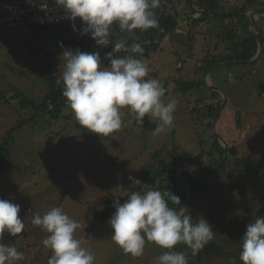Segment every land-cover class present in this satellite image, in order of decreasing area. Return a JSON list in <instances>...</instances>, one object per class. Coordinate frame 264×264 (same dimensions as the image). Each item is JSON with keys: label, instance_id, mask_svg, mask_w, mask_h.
<instances>
[{"label": "rangeland", "instance_id": "1", "mask_svg": "<svg viewBox=\"0 0 264 264\" xmlns=\"http://www.w3.org/2000/svg\"><path fill=\"white\" fill-rule=\"evenodd\" d=\"M161 1L163 10L177 23L170 32L162 28L161 35H155L153 29L121 33L112 26L109 37L116 35L117 39L102 46L77 28L64 33L60 25L0 27V199L20 205L18 215L25 225L18 236L5 232L3 243L23 252L24 259L17 264H47L51 251L41 242L48 233L33 226L32 219L57 206L81 225L75 237L94 255L95 264H155V258L165 251L155 244L147 243L142 256L132 257L112 241L108 221L115 208L103 218L107 203L120 198L123 203L129 191H139L129 176L163 193L157 169H162L163 163L171 166L179 162L177 158L185 160L179 165L209 173L206 166L224 163L219 146H227L225 166L218 169L221 164L205 177L208 190L193 192L191 210L194 219L203 217L213 226L215 237L208 244L217 243L222 252L205 256L198 264H242L239 254L246 226L264 217V58L253 65L224 61L242 60L238 56L242 58L240 51L250 38L234 41L233 49L226 33L234 28L243 34L238 18L229 14L244 7L253 9L256 4L243 7L246 0H214L220 10L210 11V7L209 13L202 14L195 9L208 7V0ZM225 12L229 16L217 14ZM199 13L201 20L195 21ZM261 23L264 26V18ZM152 35L157 49L137 59L149 68L146 78L158 79L165 88L164 102H177L170 131L154 135L158 121L146 115L149 127L137 125L135 115L122 109V128L103 137L78 125L62 94L57 106L50 101V85L56 76V86L63 90L60 73L65 67L64 50L105 52L100 57L108 66L106 52L116 43L131 42V47L151 42ZM85 39L91 49L82 45ZM211 61L223 63L210 74L212 81L208 75L206 79L223 88L229 99L216 131L213 122L217 112L211 115L209 108L214 94L204 84ZM190 83L194 85L190 90L181 88ZM221 95H214L220 106ZM46 102L48 109L41 110ZM186 171L190 172L180 171L184 179ZM185 247L184 253L192 254Z\"/></svg>", "mask_w": 264, "mask_h": 264}, {"label": "clouds", "instance_id": "2", "mask_svg": "<svg viewBox=\"0 0 264 264\" xmlns=\"http://www.w3.org/2000/svg\"><path fill=\"white\" fill-rule=\"evenodd\" d=\"M63 10L65 18L81 21V35H90L98 46L108 45L113 25L129 33L159 27L154 9L161 0H54ZM107 54L110 60L104 66L99 53L64 50V70L60 73L62 95L75 115L78 125L91 133L108 137L123 126L122 109L135 115L138 124L146 115L158 121L154 135L171 130L177 102L162 99L165 88L155 78H146L149 68L134 56L112 58L121 50L141 53L140 43H133L129 50L124 43L112 46ZM132 186L139 191H129L120 203L114 201L115 212L108 223L112 228L111 239L125 254L140 257L147 243L151 242L165 251L155 258V264H188V256L176 251L184 244L195 255L215 237L213 226L203 217L194 219L183 209L169 206L168 200L179 203L180 198L170 191L161 192L129 176ZM168 198L167 200L165 198ZM20 205L0 199V264H17L24 259L23 252L3 243L7 232L15 237L25 228L19 217ZM33 226L48 235L42 245L51 251L47 264H95L94 255L75 237L81 225L62 207H53L43 215H35ZM239 259L242 264H264V217H257L246 226L241 237Z\"/></svg>", "mask_w": 264, "mask_h": 264}, {"label": "trees", "instance_id": "3", "mask_svg": "<svg viewBox=\"0 0 264 264\" xmlns=\"http://www.w3.org/2000/svg\"><path fill=\"white\" fill-rule=\"evenodd\" d=\"M5 1H17V0H5ZM22 1H26V0H22ZM48 1L50 4H55L54 0H46ZM213 7H215L217 5V3L214 1L212 2L211 4ZM156 10V17L158 19V23L160 25V27H157V28H153V33L156 34H159L161 35L162 34V31L163 29H165V31L170 32L174 26H176V20H175V17H173L172 15H169L166 11L163 10V3L161 1V4H160V7H158ZM218 15H222V14H219L217 13ZM205 16V15H204ZM201 19H197L195 21H200ZM69 21V20H68ZM75 23V28H77L78 30H80L82 28V24H81V21L79 20V18H77V20L74 22ZM60 26H62L63 28V31L64 33L67 32V31H73V23L72 24H67V21L64 22V23H61V24H58ZM53 26V25H52ZM55 26V25H54ZM2 27V26H0ZM42 27H49V26H42ZM113 27L115 28V30H118L120 31L121 33H124L125 31H121L118 27V25H113ZM163 28V29H162ZM231 39L234 37V32L233 30L231 31H228L226 33ZM65 36V34H64ZM116 35H111V37H109V41L110 42H114L116 41ZM154 35H152L153 37ZM82 41V45L88 47L89 49H91L92 45L90 43L87 42V40H81ZM155 41V38H151V42L149 43H140L142 48H143V52L142 54L141 53H131L130 51H124V50H121L119 52H116V53H113V55L115 57H118V58H123L125 56H129V54L131 53L132 56H134L135 58L139 57V56H147L149 55V53L152 51V50H155L157 49V44L156 43H153ZM130 44L131 42H128L126 43V47L129 48V50L131 49L130 47ZM247 49L248 50L245 54V58H250L253 51L257 50L258 48V41H257V38H255L254 36L250 37L248 39V42L246 44ZM97 49V48H96ZM82 52H86L85 50L82 49ZM112 52V49L108 50L106 53H111ZM105 52H99V55L102 56V54H104ZM211 64H213V61L211 62H208L207 63V68H209L211 66ZM253 64H256V63H253ZM253 64H250V65H253ZM59 77L56 76L55 78H53V82L51 83L50 85V88H52L51 90V93H52V98L50 97V101L53 102L54 105H58L60 102H62L63 100V97L61 96L62 94V87L60 86L59 88L56 86V83L58 81ZM192 86H194L192 83L190 84H186L184 86H182L181 88L182 89H189L192 88ZM188 87V88H187ZM213 94L214 95H221V93L217 92L216 90H212ZM212 96L213 97V105L210 104L209 105V108H210V114L213 115V113H216L218 111V108L220 107V104L217 103L216 100V96ZM54 96V97H53ZM222 96V95H221ZM211 97V99H212ZM0 99H3V96L0 95ZM4 100H8V99H4ZM216 102V103H214ZM218 102H220V100H218ZM29 104H32V101L29 100ZM35 104V103H34ZM41 107V106H39ZM45 109H48V104L47 102L45 104L42 105L41 107V110H45ZM147 117H144L143 119V123L142 124H138L137 121V125H144V126H148V123L147 122ZM210 125V124H209ZM212 126V124L210 125V127ZM220 147V152L222 154H225L227 152V150H225L223 147L219 146ZM8 155H6L4 158L7 159ZM179 161V162H175V164L171 165V166H167L165 165L166 163H163L164 166L162 169H157V172H156V178L157 179H161L162 182L164 183V186H162L164 188L165 191H170L172 194L176 195L177 197L180 198V202L179 203H173L171 200H168V203H169V206L171 208H174V209H178L179 207H181L185 201L187 200V191L183 188V186L181 185V183L179 182V180L176 178V168L177 166L180 164V161H185V160H182L180 158H177L176 161ZM226 161V160H225ZM218 168H222L223 166H225V162ZM213 165H208L205 167V171H210L211 168H212ZM217 169V170H218ZM187 172V171H186ZM216 172V170L214 171V173ZM188 174V177L186 179H189V180H186V183L191 187V189L193 190V192L195 191H206L208 190V186H207V178H199V177H196L194 174H191L190 172H187ZM164 191V192H165ZM166 200L168 199L167 197L165 198ZM116 199H111L108 203H107V206L105 207L104 209V212L102 214L103 218H107L111 213L112 211L114 210V207H113V204H114V201ZM120 203L122 201V199L120 198L119 199ZM193 205V201L192 203L190 204V206L186 209L185 211V214H190L193 218H194V213L193 211L191 210V207ZM185 245L184 244H178L177 246H175V249L176 251H183L185 252V250L187 249H184ZM183 248V249H182ZM187 248V247H185ZM222 252V248L217 244V243H210V244H207L203 249H201L199 251V255L196 257V258H193V259H188V264H198L203 257L205 256H209L211 255L212 253H221Z\"/></svg>", "mask_w": 264, "mask_h": 264}, {"label": "built area", "instance_id": "4", "mask_svg": "<svg viewBox=\"0 0 264 264\" xmlns=\"http://www.w3.org/2000/svg\"><path fill=\"white\" fill-rule=\"evenodd\" d=\"M68 21L56 4L46 0H0V26L5 24L40 26L58 25Z\"/></svg>", "mask_w": 264, "mask_h": 264}, {"label": "water", "instance_id": "5", "mask_svg": "<svg viewBox=\"0 0 264 264\" xmlns=\"http://www.w3.org/2000/svg\"><path fill=\"white\" fill-rule=\"evenodd\" d=\"M262 13L264 14V11H258V13ZM252 17L254 18V16L252 15ZM254 23H255V26H256V37H257V40H258V43H259V46H258V50H257V53L255 54V56L251 59V60H235V59H229V60H226L224 62L226 63H234V64H246V65H250V64H253L255 62H257L263 55L264 53V39H263V36H262V33H261V30L256 22V20L254 19ZM223 63V61H220V62H214L213 64H211V66L208 68V70L205 72L204 74V84L207 88L209 89H212V90H217V91H220L223 95V101H222V104L220 106V109L217 111V115L215 117V120L213 122V127H214V130L216 131V126H217V122H218V119L220 118V115L222 113V110L224 109V107L227 105L229 99H228V94L226 93V91L221 88L220 86L218 85H214V84H210L209 81L206 79L207 75L209 76L212 71L219 65ZM223 148L226 150L227 146H223ZM227 157V154H224V157L222 159V161H225V158ZM222 164V163H221ZM220 162L218 164H215L211 171L209 173H206V174H203L201 172H198L196 169H194L193 167H191L190 165L188 164H181L177 167V170H176V178L179 180V182L181 183V185L183 186V188L187 191V200L185 201V203L179 207L178 209H183L184 212L186 211V209L190 206L191 202H192V199H193V190L191 189V187L184 181V179L180 176V171L181 169H188L190 172L198 175V176H201L203 178L207 177L208 175H210V173L212 171H215L220 165ZM186 254V253H185ZM198 253H196L195 255L193 254H186L188 256V258H191V257H195L196 255H198Z\"/></svg>", "mask_w": 264, "mask_h": 264}, {"label": "flooded vegetation", "instance_id": "6", "mask_svg": "<svg viewBox=\"0 0 264 264\" xmlns=\"http://www.w3.org/2000/svg\"><path fill=\"white\" fill-rule=\"evenodd\" d=\"M196 1H199V0H196ZM209 1V3H208V7H206L205 9H203L202 8V10H200V9H195V13H197V11L198 12H202V14H206V13H209V11H208V9H210V7H212L211 9H210V11L211 10H220L217 6H215V7H213L211 4H212V2H214V0L212 1V0H208ZM201 2V1H200ZM200 2H198V5H199V3ZM249 6L250 4H256L255 6L256 7H254L253 9H251V8H248V9H246L245 10V7L244 6H247V5ZM261 4V6L259 7V5ZM204 6H206L205 4H204ZM243 10L241 11V12H235V13H230L229 15L230 16H232V17H237L238 18V21H237V23L239 24V22H240V25L239 26H241L240 27V30L242 31V33L241 34H243V35H239L235 30H234V28H232V29H230V31L231 30H233V32H234V37L232 38V40L230 41V44H232V47H233V49L235 48V45L233 44V42L234 41H238L239 43H241L243 40H244V38L243 37H246V36H249V37H252V36H254L255 38H257L256 37V26H255V23H254V19L256 20V22H257V24H258V26H259V28H260V30H261V33H262V36H263V39H264V30H263V25H262V23H261V20H262V18H264V14H262L261 12L260 13H258V11H264V0H246V3H244L243 4ZM213 11V12H214ZM200 12V13H201ZM200 13L199 14H197V17L195 16L194 18H195V20H197V19H199V18H201L200 17ZM201 14V15H202ZM223 16H229L228 15V13H226L225 12V14H222ZM252 15L254 16V18L252 17ZM258 19H257V18ZM258 20H260L259 22H258ZM236 22V21H235ZM234 26V25H233ZM238 36V37H237ZM258 41V40H257ZM258 46H259V43H258ZM247 47L248 46H246L245 48H242L243 50H241L240 52L242 53V58H240L239 56H238V59H242L243 61H245V60H251L252 59V55H251V57L250 58H245V53L247 52ZM261 58H264V53H263V55H262V57ZM260 58V59H261ZM259 59V60H260ZM258 60V61H259ZM257 61V62H258ZM257 62H255V63H257Z\"/></svg>", "mask_w": 264, "mask_h": 264}, {"label": "crops", "instance_id": "7", "mask_svg": "<svg viewBox=\"0 0 264 264\" xmlns=\"http://www.w3.org/2000/svg\"><path fill=\"white\" fill-rule=\"evenodd\" d=\"M209 78H210V80L212 81V79H211V75H209ZM4 101H6V100H4ZM7 102V101H6ZM28 248V247H27Z\"/></svg>", "mask_w": 264, "mask_h": 264}]
</instances>
